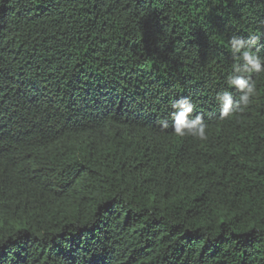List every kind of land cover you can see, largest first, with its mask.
I'll list each match as a JSON object with an SVG mask.
<instances>
[{"label":"trees","instance_id":"trees-1","mask_svg":"<svg viewBox=\"0 0 264 264\" xmlns=\"http://www.w3.org/2000/svg\"><path fill=\"white\" fill-rule=\"evenodd\" d=\"M232 35L264 56V0H0V264H264V72L219 120ZM181 97L206 140L161 130Z\"/></svg>","mask_w":264,"mask_h":264},{"label":"clouds","instance_id":"clouds-1","mask_svg":"<svg viewBox=\"0 0 264 264\" xmlns=\"http://www.w3.org/2000/svg\"><path fill=\"white\" fill-rule=\"evenodd\" d=\"M259 36L252 35L247 39L232 35L228 46L233 55L231 73L226 78L228 89H235L239 93L234 99L232 92L222 90L216 94L215 100L219 108L218 119L223 121L231 118L235 113L243 112L255 95V83L251 79L252 73L264 72V56L259 54L257 45ZM256 49V51H254ZM172 112L169 119H161L158 124L161 130L171 127V132L178 138L190 137L194 140L207 139V124L201 114H193L195 105L188 97L174 100L170 105Z\"/></svg>","mask_w":264,"mask_h":264}]
</instances>
